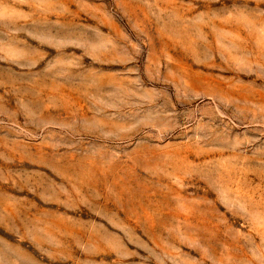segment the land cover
I'll use <instances>...</instances> for the list:
<instances>
[{
  "label": "rangeland",
  "instance_id": "obj_1",
  "mask_svg": "<svg viewBox=\"0 0 264 264\" xmlns=\"http://www.w3.org/2000/svg\"><path fill=\"white\" fill-rule=\"evenodd\" d=\"M0 264H264V0H0Z\"/></svg>",
  "mask_w": 264,
  "mask_h": 264
}]
</instances>
